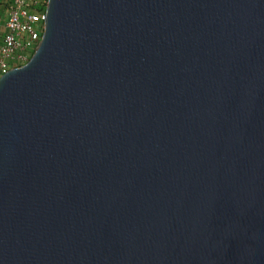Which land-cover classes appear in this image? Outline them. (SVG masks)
<instances>
[{
  "label": "water",
  "instance_id": "obj_1",
  "mask_svg": "<svg viewBox=\"0 0 264 264\" xmlns=\"http://www.w3.org/2000/svg\"><path fill=\"white\" fill-rule=\"evenodd\" d=\"M0 264H264V0H47L0 77Z\"/></svg>",
  "mask_w": 264,
  "mask_h": 264
},
{
  "label": "built area",
  "instance_id": "obj_2",
  "mask_svg": "<svg viewBox=\"0 0 264 264\" xmlns=\"http://www.w3.org/2000/svg\"><path fill=\"white\" fill-rule=\"evenodd\" d=\"M47 0H13L0 45V77L28 61L43 31ZM41 10V11H38Z\"/></svg>",
  "mask_w": 264,
  "mask_h": 264
},
{
  "label": "crops",
  "instance_id": "obj_3",
  "mask_svg": "<svg viewBox=\"0 0 264 264\" xmlns=\"http://www.w3.org/2000/svg\"><path fill=\"white\" fill-rule=\"evenodd\" d=\"M13 0H0V45L2 43V37L6 32L5 23L7 20V14L9 7Z\"/></svg>",
  "mask_w": 264,
  "mask_h": 264
},
{
  "label": "trees",
  "instance_id": "obj_4",
  "mask_svg": "<svg viewBox=\"0 0 264 264\" xmlns=\"http://www.w3.org/2000/svg\"><path fill=\"white\" fill-rule=\"evenodd\" d=\"M38 11H41V10H38ZM32 54H33V52L31 51V52L29 53L28 60L31 58ZM22 65H24V64H18V65L15 66V68L20 67V66H22Z\"/></svg>",
  "mask_w": 264,
  "mask_h": 264
}]
</instances>
